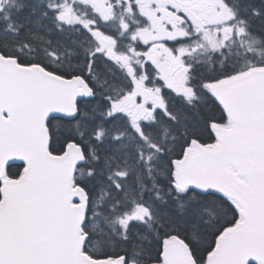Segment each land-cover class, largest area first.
I'll list each match as a JSON object with an SVG mask.
<instances>
[{"label":"snow or ice","instance_id":"6c2138e0","mask_svg":"<svg viewBox=\"0 0 264 264\" xmlns=\"http://www.w3.org/2000/svg\"><path fill=\"white\" fill-rule=\"evenodd\" d=\"M0 264H264V0H0Z\"/></svg>","mask_w":264,"mask_h":264}]
</instances>
